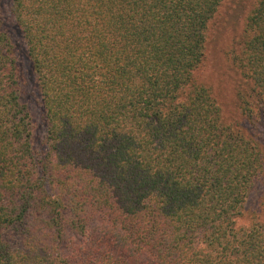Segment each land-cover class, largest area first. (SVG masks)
Masks as SVG:
<instances>
[{"label": "trees", "instance_id": "1", "mask_svg": "<svg viewBox=\"0 0 264 264\" xmlns=\"http://www.w3.org/2000/svg\"><path fill=\"white\" fill-rule=\"evenodd\" d=\"M8 1L0 264H264L262 210L236 224L264 174V0L225 51L240 123L202 78L225 0ZM7 18L39 94L41 141Z\"/></svg>", "mask_w": 264, "mask_h": 264}, {"label": "rangeland", "instance_id": "2", "mask_svg": "<svg viewBox=\"0 0 264 264\" xmlns=\"http://www.w3.org/2000/svg\"><path fill=\"white\" fill-rule=\"evenodd\" d=\"M251 1L252 0H225V4L222 5L220 9L221 12L217 16L218 18H216L217 22L215 23L214 20H212L210 24L208 35L209 44L207 45L206 57L204 60V70H202V78H205L207 84L212 87L214 94L218 98L217 100L222 109V117L227 122L232 123H240V121L235 120L236 117H239L235 95V88L239 81V76L231 65L225 51L227 46L233 44V40L241 31L242 20L244 14L250 8ZM1 2L3 3L2 6L8 10L9 1L1 0ZM219 17H221L220 20ZM4 25L5 28L12 33V37H14L18 58L22 65V70L27 76L23 98L27 100L31 112L35 139L41 141L45 131L44 116L40 105L39 94L33 83L34 78L30 70V64L26 57H24V47L14 24L7 18ZM240 119H242V115ZM240 119L238 118L237 120ZM257 127H259V138L264 142V126L263 124H259ZM257 207L262 210L260 216L264 221V174L257 179L249 193L245 204V209L247 210L237 218L236 224H248L250 215L247 212Z\"/></svg>", "mask_w": 264, "mask_h": 264}]
</instances>
